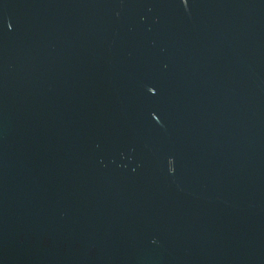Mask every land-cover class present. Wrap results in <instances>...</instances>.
Segmentation results:
<instances>
[{
	"label": "water",
	"instance_id": "95a60500",
	"mask_svg": "<svg viewBox=\"0 0 264 264\" xmlns=\"http://www.w3.org/2000/svg\"><path fill=\"white\" fill-rule=\"evenodd\" d=\"M0 264H264V0H0Z\"/></svg>",
	"mask_w": 264,
	"mask_h": 264
}]
</instances>
